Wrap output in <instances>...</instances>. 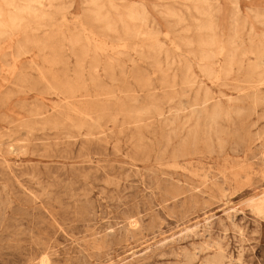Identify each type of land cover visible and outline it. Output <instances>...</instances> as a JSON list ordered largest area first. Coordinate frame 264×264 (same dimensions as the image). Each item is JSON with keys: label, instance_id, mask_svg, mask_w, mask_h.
Here are the masks:
<instances>
[{"label": "rangeland", "instance_id": "374dc122", "mask_svg": "<svg viewBox=\"0 0 264 264\" xmlns=\"http://www.w3.org/2000/svg\"><path fill=\"white\" fill-rule=\"evenodd\" d=\"M44 2L0 27V264H264V0Z\"/></svg>", "mask_w": 264, "mask_h": 264}, {"label": "bare ground", "instance_id": "6f19581e", "mask_svg": "<svg viewBox=\"0 0 264 264\" xmlns=\"http://www.w3.org/2000/svg\"><path fill=\"white\" fill-rule=\"evenodd\" d=\"M113 1V0H112ZM188 1V0H187ZM95 2H96V0H95ZM207 2V1H206ZM89 3V2H88ZM110 3V2H109ZM198 3V2H197ZM204 3H205V1H204ZM111 4H112V2H111ZM196 4V3H195ZM143 5V4H142ZM141 5V7H143ZM205 5H206V3H205ZM94 6V5H93ZM120 7V6H119ZM118 7V8H119ZM145 7V6H144ZM197 7V6H196ZM43 8H45V2H44V0H5V5L4 6H0V27L2 28H5V29H7L8 31L6 32V33H8L9 32V34H11V36L12 37H14L15 36V34H17V32L15 31V29H13L12 27H10L9 28V26H7V25H5L4 24V22L2 21V20H5V17L7 16V15H9L8 13L10 12V10H12V13H13V10L15 11H25V12H27L28 14H36L37 15V12H39V11H41V10H44ZM92 8V7H91ZM90 8V9H91ZM114 8V7H113ZM116 8V7H115ZM198 8V7H197ZM196 8V9H197ZM147 9V8H146ZM145 9V10H146ZM203 9V8H202ZM101 10V9H100ZM117 10V9H116ZM142 10H144L143 8H142ZM45 11V10H44ZM204 11H206V9L204 10ZM203 11V12H204ZM101 12V11H100ZM143 12V11H142ZM207 12V11H206ZM205 12V13H206ZM20 13V12H19ZM44 13V12H43ZM114 13V12H113ZM137 13V12H136ZM15 14V13H14ZM133 14V13H132ZM204 14V13H203ZM202 14V15H203ZM45 15V14H44ZM141 14H139V16H140ZM148 15V14H147ZM171 15V14H170ZM176 15V14H175ZM207 15H209V14H207ZM28 16V15H27ZM34 16V15H33ZM38 16H40V15H38ZM37 16V17H38ZM120 16V15H119ZM130 16V15H129ZM149 16V15H148ZM148 16H147V18H148ZM212 16V15H211ZM36 17V16H35ZM44 17V16H43ZM46 17H48V16H45V18ZM90 17H91V19L92 20H103L105 17H103L99 12H95V11H92V9H91V15H90ZM142 17H143V15H142ZM204 17V16H203ZM205 17H207L208 19H209V17L210 16H206L205 15ZM31 18V17H30ZM41 18V17H40ZM44 18V19H45ZM132 18V17H131ZM145 18H146V16H145ZM110 19V18H109ZM205 19V18H204ZM9 20H12V23H14V20H23L22 18H20V17H18V16H16V14L15 15H10V17H9ZM24 20H25V18H24ZM31 20H33V18L31 19ZM31 20H29L28 22H30ZM38 20V19H37ZM107 20H108V18H107ZM132 20V19H131ZM138 20V19H137ZM148 20V19H147ZM207 20V19H206ZM205 20V21H206ZM105 21V20H104ZM111 21V20H110ZM134 21V20H133ZM199 21V20H198ZM17 22V21H16ZM32 22V21H31ZM37 22V21H36ZM43 22V21H42ZM103 22V21H102ZM107 22H109V21H107ZM201 22V21H200ZM204 22V21H203ZM23 23V22H22ZM27 23V22H26ZM38 23V22H37ZM40 23V22H39ZM209 23H211V21L209 22ZM19 24V23H18ZM21 24V23H20ZM201 24H203V23H201ZM82 25H83V22H82ZM111 25V24H110ZM146 25H148V24H146ZM146 25H145V27H146ZM200 25V24H199ZM203 25H205V24H203ZM19 26V25H18ZM26 26V25H25ZM211 26V25H210ZM20 27V26H19ZM254 27V26H253ZM23 28V27H22ZM21 28V29H22ZM28 28V27H27ZM91 28V27H90ZM113 28V27H112ZM117 28V27H116ZM210 28V27H209ZM25 29V28H24ZM86 29H88L89 30V28H87L86 27ZM109 29V28H108ZM121 29H122V27H121ZM203 29V28H202ZM212 29V28H211ZM214 29V28H213ZM115 30V29H114ZM167 30V29H166ZM22 31V30H21ZM87 31V30H86ZM90 33H94V31L92 30V28L90 29ZM112 31V30H111ZM119 31H120V29H119ZM140 31V30H139ZM214 31V30H213ZM212 31V32H213ZM238 31V30H237ZM236 31V32H237ZM240 31V30H239ZM117 32V31H116ZM122 32V31H121ZM151 32V31H150ZM201 32V31H200ZM199 32V33H200ZM4 32H2V31H0V37L2 36V34H3ZM98 33V32H97ZM104 33H106V31H104ZM114 33V32H113ZM146 33V32H145ZM215 33V32H214ZM95 34V33H94ZM138 34V33H137ZM137 34H135V36L137 35ZM152 34V33H151ZM150 34V35H151ZM197 34H198V32H197ZM26 35V34H25ZM24 35V36H25ZM107 35V34H106ZM115 35V34H114ZM133 35H134V33H133ZM146 35V34H145ZM204 35V34H203ZM5 36V34L3 35V37ZM7 36H9V35H7ZM75 36H77V35H75ZM110 36H112V35H110ZM110 36H108V37H110ZM215 36H217V35H215ZM6 37V36H5ZM5 37H4V39H5ZM10 37V36H9ZM147 37V36H146ZM149 37V36H148ZM210 37V36H209ZM218 37V36H217ZM232 37V36H231ZM35 38V37H34ZM36 38H38V37H36ZM76 38V37H75ZM91 38V37H90ZM205 38V37H204ZM220 38V37H219ZM218 38V39H219ZM221 38H222V36H221ZM10 39V38H9ZM26 39H28L27 37H26ZM38 39H40V38H38ZM109 39V38H108ZM119 39H120V37H119ZM122 39V38H121ZM130 39V38H129ZM183 39V38H182ZM198 39V38H197ZM229 39V38H228ZM2 40V39H1ZM0 40V41H1ZM21 40V39H20ZM23 40V39H22ZM21 40V41H22ZM37 40V39H36ZM127 40V39H126ZM184 40V39H183ZM187 40V39H186ZM221 40V39H220ZM19 41V40H18ZM20 41V42H21ZM185 41V40H184ZM194 41H195V38H194ZM197 41V40H196ZM212 41V40H211ZM14 42V41H13ZM12 42V40H11V43H13ZM41 42V41H40ZM123 42V41H122ZM128 42V41H127ZM181 42V41H180ZM187 42H189V41H187ZM186 41H185V43H187ZM193 42V41H192ZM209 42H210V39H209ZM208 42V43H209ZM215 42V41H214ZM218 42V41H217ZM223 42V41H222ZM227 42V41H226ZM25 43V40H24V42H23V44ZM48 43V42H47ZM104 44H105V42H103ZM102 43V44H103ZM120 43V42H119ZM183 43V42H182ZM184 43V44H185ZM198 43V42H197ZM211 43V42H210ZM229 43V42H228ZM18 44H19V42H18ZM39 44V43H38ZM42 44V43H41ZM40 44V45H41ZM73 44V43H72ZM124 44V43H123ZM130 44V43H129ZM192 44V43H191ZM207 44V43H206ZM219 44V43H218ZM222 44V43H221ZM234 44H235V42H234ZM237 44V43H236ZM36 45V44H35ZM46 45V44H45ZM48 45V44H47ZM117 45V44H116ZM119 45V44H118ZM179 45V44H178ZM185 45H188V44H185ZM264 45V44H263ZM29 46V45H28ZM27 46V47H28ZM38 46V45H37ZM106 46V45H105ZM121 46V45H120ZM130 46V45H129ZM181 46V45H180ZM191 46V45H190ZM193 46V45H192ZM191 46V47H192ZM213 46V45H212ZM215 46H216V44H215ZM89 47V46H88ZM94 47V46H93ZM198 47H199V45H198ZM219 47V46H218ZM228 47V46H227ZM230 47V46H229ZM233 47H234V45H233ZM255 47V46H254ZM263 47V46H262ZM12 48V47H11ZM19 48H21V47H19ZM22 48H24L23 46H22ZM207 48V47H206ZM205 48V49H206ZM256 48V47H255ZM17 49V48H16ZM27 49V48H26ZM75 49H76V47H75ZM92 49V48H91ZM208 49V48H207ZM216 49V48H215ZM217 49H220V48H217ZM233 49V48H232ZM250 49V48H249ZM20 50H22V51H20V52H22V53H26L27 51H25V49H20ZM24 50V51H23ZM78 50V49H77ZM221 50V49H220ZM239 50V49H238ZM258 50V48L256 49V51ZM264 50V49H263ZM84 51V50H83ZM206 51V50H205ZM209 51V50H208ZM233 51V50H232ZM237 51V50H236ZM246 51V50H245ZM251 51V50H250ZM15 52V51H14ZM93 51H91V53H92ZM120 52H122V51H120ZM213 52H214V50H213ZM218 52V51H217ZM229 52H231V51H229ZM228 52V53H229ZM252 52V51H251ZM264 52V51H263ZM12 53V52H11ZM80 54L82 53V51L81 52H79ZM79 53H77V54H79ZM207 53H211V50L209 51V52H207ZM13 54V53H12ZM88 54V53H87ZM89 54H90V52H89ZM197 54H199L198 52H197ZM214 54V53H213ZM235 54H237V53H235ZM235 54L233 53V54H231L230 56L231 57H235ZM246 54V53H245ZM252 54V53H251ZM259 54H261V53H259ZM219 55V54H218ZM1 56H3V55H1ZM6 56H8V55H6ZM6 56H5V58H6ZM211 57H213V55H210ZM259 56V55H258ZM93 57V56H92ZM12 58V57H11ZM14 58V57H13ZM113 58V57H112ZM206 58V57H205ZM217 58H219V57H217ZM258 58V57H257ZM2 59V58H1ZM15 59V58H14ZM86 59V58H85ZM99 59V58H98ZM101 59V58H100ZM216 59V58H215ZM230 59V58H229ZM236 59V58H235ZM260 59V58H259ZM103 60V59H102ZM101 60V61H102ZM201 60V59H200ZM263 60V59H262ZM94 61H95V59H94ZM107 61H109V60H107ZM106 61V62H107ZM115 61H116V58H115ZM205 61V60H204ZM211 61H213V60H211ZM6 62H7V64L8 65H10L11 67H13V68H15V63H16V60H15V62H12V61H10V57H7V60H6ZM78 62H80V61H78ZM84 62V61H83ZM99 62V61H98ZM104 62H105V60H104ZM105 62V63H106ZM201 62V61H200ZM207 62V61H206ZM229 62V61H228ZM228 62H227V64H228ZM233 62H234V60H233ZM209 63V62H208ZM211 63V62H210ZM212 63H214V62H212ZM79 64V63H78ZM81 64V63H80ZM91 64H93V63H91ZM99 64V63H98ZM113 64V63H112ZM112 64H111V66H112ZM264 64V63H263ZM1 65H2V63H1ZM3 65H4V63H3ZM97 65V64H96ZM95 65V66H96ZM114 65V64H113ZM108 66H109V64H108ZM6 67V66H5ZM97 67V66H96ZM99 67H100V65H99ZM213 67V66H212ZM259 67V66H258ZM1 68V67H0ZM94 68V67H93ZM203 68V67H202ZM206 68V67H205ZM204 68V69H205ZM208 68V67H207ZM8 69V68H7ZM9 69H11V68H9ZM8 69V70H9ZM190 69V68H189ZM227 69V68H226ZM82 69H80V71H79V69H78V71H77V74H76V76H75V78L71 81V82H69V83H66V84H62V86L60 85V86H57V85H54V87H56V88H59V89H61V90H63L62 91V93L64 94V99H66V104L65 105H69L70 106V110H72V111H74V112H76V113H78L79 115H82V118L83 119H91V120H93L94 118L92 117V114H93V111H92V109L89 107V108H81V107H79V106H77V103H76V101L75 100H73L76 96H77V93L79 92V91H81V96L82 97H85V96H89V97H91L92 96V94L90 93V91H89V89H88V86L85 84V78H84V74H82V71H81ZM107 70V69H106ZM261 70V69H260ZM2 71H3V67H2ZM1 71V72H2ZM10 71V70H9ZM5 72H7V70L5 71ZM12 72H14V70L12 71ZM204 72V71H203ZM213 72V71H212ZM256 72V71H255ZM262 72V71H261ZM214 73V72H213ZM212 73V74H213ZM10 74V73H9ZM98 74V73H97ZM206 74V73H205ZM3 75V74H2ZM210 75V74H209ZM225 75V74H224ZM223 75V76H224ZM261 75V74H260ZM7 76V75H6ZM96 75H93V76H91V80L96 84L97 82H98V78H96L95 77ZM190 76V75H189ZM188 76V77H189ZM192 76V75H191ZM98 77V76H97ZM260 77V76H259ZM264 77V76H263ZM3 78V77H2ZM5 78V77H4ZM7 78V77H6ZM185 78V77H184ZM196 78V77H195ZM195 78L193 79V80H195ZM184 80H186V79H184ZM259 80V79H258ZM196 81V80H195ZM185 82V81H184ZM263 82V81H262ZM99 83V82H98ZM189 83H190V81H189ZM84 86V87H82V86ZM185 85H186V83H185ZM184 85V86H185ZM192 85H193V83H191L190 84V86L192 87ZM195 87V86H194ZM185 88V87H184ZM194 89V88H193ZM197 89V88H196ZM182 90V89H181ZM185 89H183L181 92H183ZM188 90V89H187ZM186 90V91H187ZM83 91V92H82ZM180 91V90H179ZM185 91V92H186ZM197 91H198V89H197ZM203 91V90H202ZM80 93V92H79ZM189 93H190V91H189ZM198 93V92H197ZM205 93V92H204ZM210 94H212V93H210ZM35 95V94H34ZM80 95V94H79ZM179 96V95H178ZM196 96H197V94H196ZM205 95L203 94V97H204ZM206 96H207V94H206ZM177 98V97H176ZM182 98V97H181ZM197 98H199V97H197ZM197 98H196V100H197ZM175 99V98H174ZM173 99V100H174ZM195 99V98H194ZM207 100V99H206ZM205 99H204V101H203V99H202V102L201 101H195V102H193V103H191V105L189 104L188 106L189 107H192V109L194 110L193 111V113L194 112H197V113H199L200 114V112L202 113V111L205 109V107H206V101ZM210 100V99H209ZM216 100V99H215ZM214 100V101H215ZM75 101V102H74ZM218 101V100H217ZM217 101H216V103H217ZM192 102V101H191ZM185 103V102H184ZM208 103V102H207ZM215 103V102H214ZM177 104H179V103H177ZM186 105H187V103H186ZM186 105H178V106H170V108H169V119H171L172 117H175L176 115H178V113L180 114V112H182V111H184V109L187 107ZM217 105V104H216ZM52 107V106H51ZM212 108H213V106H212ZM216 108V107H215ZM191 109V108H190ZM218 109V108H217ZM157 110L159 111V113L160 114H163V111H162V109H158L157 108ZM188 110V109H187ZM192 111V110H191ZM143 112V111H142ZM185 112V111H184ZM187 112V111H186ZM219 112V111H218ZM192 113V112H191ZM191 113H190V115H191ZM192 113V114H193ZM195 114V113H194ZM219 114H220V112H219ZM189 115V116H190ZM198 115V114H197ZM215 115H216V112H212L211 113V116L212 117H215ZM193 116V115H192ZM199 116V115H198ZM219 116V115H218ZM178 117V116H177ZM182 117V116H181ZM186 117V119L188 120V118H187V116H185ZM184 117V118H185ZM194 117V116H193ZM180 119V118H179ZM190 119V118H189ZM176 120V119H175ZM183 120V119H182ZM97 121H98V119H97ZM199 121V120H198ZM209 121H211V120H209ZM216 122H217V120H215ZM214 121V122H215ZM99 122V121H98ZM175 122H178V120L177 121H175ZM184 122H187V121H184ZM188 122H190V120L188 121ZM93 123V122H92ZM95 123V122H94ZM197 123V122H196ZM188 124V123H187ZM97 125V124H96ZM183 125H185V128H186V124H183ZM216 125V124H215ZM175 126V125H174ZM182 126V125H181ZM211 126H212V124H211ZM211 126H210V129H211ZM175 128V127H174ZM209 128V127H208ZM189 129V128H188ZM190 130V129H189ZM176 130H174V132H175ZM182 131H183V129H182ZM195 131V130H194ZM176 134V133H175ZM195 134H197V133H195ZM195 138V137H194ZM211 139V138H210ZM184 140V139H183ZM180 143H182V142H180ZM70 206V205H69ZM95 208V207H94ZM228 218V217H227ZM208 231V230H207ZM206 242V241H205ZM213 246V245H212ZM193 249V248H192ZM193 254V253H192ZM84 255V254H83ZM182 257V256H181ZM85 259V258H84ZM48 261V257L47 256H44V257H42V259H41V262H47ZM39 262V261H38ZM235 262V261H234ZM246 264V263H245Z\"/></svg>", "mask_w": 264, "mask_h": 264}]
</instances>
